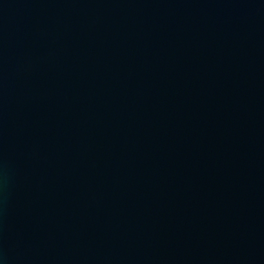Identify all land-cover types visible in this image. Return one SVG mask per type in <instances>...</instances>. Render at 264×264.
Returning <instances> with one entry per match:
<instances>
[{"label":"water","instance_id":"1","mask_svg":"<svg viewBox=\"0 0 264 264\" xmlns=\"http://www.w3.org/2000/svg\"><path fill=\"white\" fill-rule=\"evenodd\" d=\"M0 264H264V0H0Z\"/></svg>","mask_w":264,"mask_h":264}]
</instances>
